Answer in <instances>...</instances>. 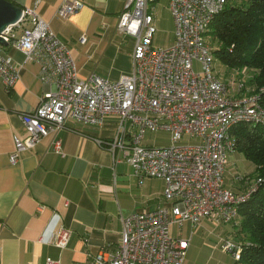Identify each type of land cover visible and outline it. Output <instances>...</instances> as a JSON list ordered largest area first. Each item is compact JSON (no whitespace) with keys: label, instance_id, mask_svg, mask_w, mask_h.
<instances>
[{"label":"built area","instance_id":"2783aa9c","mask_svg":"<svg viewBox=\"0 0 264 264\" xmlns=\"http://www.w3.org/2000/svg\"><path fill=\"white\" fill-rule=\"evenodd\" d=\"M227 1L169 0L175 40L154 49L156 0H124L116 29L134 38V48L131 73L115 82L94 74L80 79L68 47L31 8L22 9L19 21L1 34L25 61L39 66L40 81L51 86L34 110L20 116L26 136L13 137L12 165L20 153L72 123L102 127L107 117L116 116L113 138L98 144L112 153L114 163L128 164L139 185L151 178L164 181L162 205L124 216L118 247L112 253L99 252L94 264H184L189 239L176 236L174 227L189 223L197 228L203 220L234 223L240 204L260 181L251 185L243 177L234 178L247 185L240 192L225 184L228 157L234 151L230 131L244 122L264 123V90L242 89L231 97L215 72L205 35ZM81 7L77 0H62L56 16L67 19ZM16 28H21L19 36ZM19 71L9 55L0 54V83L5 89L18 80ZM158 131L169 132L173 144L145 146V135ZM184 136L198 143L177 145ZM53 148L60 149L57 139ZM70 236L61 225L47 242L64 249ZM218 245L233 260L240 259L241 247L231 238L220 239ZM43 264L60 261L47 258Z\"/></svg>","mask_w":264,"mask_h":264},{"label":"crops","instance_id":"0c3cea01","mask_svg":"<svg viewBox=\"0 0 264 264\" xmlns=\"http://www.w3.org/2000/svg\"><path fill=\"white\" fill-rule=\"evenodd\" d=\"M7 1L33 9L49 24L70 50L80 79L94 74L115 82L131 73L134 38L116 29L124 0H77L81 9L67 19L56 16L62 0ZM167 9L172 45L174 22L169 5ZM0 54L20 67L10 89L0 83V264H43L47 258L60 264H94L99 252L112 253L118 247L124 216L162 205L164 181L151 178L139 185L132 168L121 160L114 163L112 153L98 144L113 138L116 116L107 117L102 127L72 123L20 153L12 165L13 137L26 136L20 116L34 110L51 86L40 81L39 66L25 61L21 51L0 45ZM55 139L60 142L57 152ZM235 186L230 188L241 189L239 183ZM61 225L71 236L66 248L57 249L47 241Z\"/></svg>","mask_w":264,"mask_h":264},{"label":"trees","instance_id":"16d2710c","mask_svg":"<svg viewBox=\"0 0 264 264\" xmlns=\"http://www.w3.org/2000/svg\"><path fill=\"white\" fill-rule=\"evenodd\" d=\"M211 36V43L207 40ZM205 38L212 49L216 75L226 85L229 96L264 90V0H228L212 21ZM234 71L233 81L216 69V62ZM229 80V81H228ZM261 105L264 107V93ZM236 152L253 164L254 191L238 209L234 221L240 245V259L234 264H264V123H240L231 131ZM249 180L248 177H243ZM239 185L240 192L244 181ZM247 188V185H243ZM251 187V186H249ZM227 225V224H225Z\"/></svg>","mask_w":264,"mask_h":264},{"label":"rangeland","instance_id":"374dc122","mask_svg":"<svg viewBox=\"0 0 264 264\" xmlns=\"http://www.w3.org/2000/svg\"><path fill=\"white\" fill-rule=\"evenodd\" d=\"M168 2L169 0H156L154 4L157 12L156 32L153 38L154 49L168 47L172 41V24L167 9ZM211 39V36H207L209 42ZM210 44L213 45L211 42ZM194 69L197 71L198 65H195ZM216 69L223 78L224 73L226 74L227 72L231 81L235 79L234 71L225 69L218 61L216 62ZM171 139V134L166 131L147 133L145 135L144 145L149 147H168L173 144ZM197 143V139L184 136L176 144L191 145ZM252 167L253 164L246 161L238 152L233 151L230 153L225 173L226 186L232 187L233 183H235L236 186L238 183L240 184L239 180L234 179L236 177H248L251 185L255 184L257 178L254 173V167ZM237 226L234 224H211L209 221L203 220L199 223L197 228H192L190 224L184 223L180 229L174 227L173 231L176 236L178 235L177 232L180 231L181 237L184 239L190 237L189 246L186 251V262L188 264H233L232 256L220 250L218 240L219 238H232L235 242H238L236 238L237 233L235 231Z\"/></svg>","mask_w":264,"mask_h":264},{"label":"water","instance_id":"95a60500","mask_svg":"<svg viewBox=\"0 0 264 264\" xmlns=\"http://www.w3.org/2000/svg\"><path fill=\"white\" fill-rule=\"evenodd\" d=\"M22 9L16 4L7 1L0 0V45L7 46L1 34L10 26L15 25L21 18Z\"/></svg>","mask_w":264,"mask_h":264}]
</instances>
